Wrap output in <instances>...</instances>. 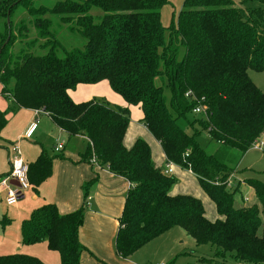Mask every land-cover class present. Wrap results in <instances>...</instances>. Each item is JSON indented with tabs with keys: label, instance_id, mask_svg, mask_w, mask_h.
Listing matches in <instances>:
<instances>
[{
	"label": "trees",
	"instance_id": "obj_1",
	"mask_svg": "<svg viewBox=\"0 0 264 264\" xmlns=\"http://www.w3.org/2000/svg\"><path fill=\"white\" fill-rule=\"evenodd\" d=\"M252 1L259 6L184 0L177 25L165 27L161 9L170 0H60L53 6L38 0H0L1 94L12 101V111L39 110L69 138L85 136L88 147L82 160L91 163L94 156L132 185L115 239L120 257L127 259L180 227L198 245L214 246L215 256L201 258L202 264H226L228 258L264 263V183L245 179L259 204L242 207L234 205L240 185L229 188L238 169L235 151L244 155L264 135V91L249 75L250 69L264 71V0H243ZM93 8L100 14H92ZM22 12L26 18L16 22ZM27 17L36 31H29ZM63 27L86 38L82 49H69L60 41ZM103 80L128 106H114L105 98L72 99L70 92L78 85ZM200 102L206 111L188 120ZM130 106L142 110L140 121L160 143L166 164L198 177L219 218L209 219L198 197L171 194L178 180L156 166L146 140L125 145ZM7 115L0 110V138ZM181 119L188 120L192 133L179 124ZM198 126L218 144L214 152L200 144ZM59 154L43 150L29 164L36 192L51 176ZM85 189L84 205L70 213H60L55 203L35 209L22 222V243L45 241L58 252L61 264H81L86 248L79 230L89 187ZM9 220L4 216L0 223ZM0 264L46 263L16 252L0 255Z\"/></svg>",
	"mask_w": 264,
	"mask_h": 264
},
{
	"label": "crops",
	"instance_id": "obj_2",
	"mask_svg": "<svg viewBox=\"0 0 264 264\" xmlns=\"http://www.w3.org/2000/svg\"><path fill=\"white\" fill-rule=\"evenodd\" d=\"M70 95L75 102H84L93 98H105L114 106H128L124 98L111 88L107 80L95 84H80L75 90L70 92ZM10 103L12 106L11 100ZM8 106V103L0 101V110L4 111ZM8 108L11 109V107ZM139 108V106H130L131 120L127 130V138L124 139V143L127 147H131L137 138H143L149 144L154 137L140 121L143 113ZM7 117L8 123L1 132V141H3V144H0V149L2 150L1 152H3L4 160L0 158V177L9 173L10 168H6L5 158H7L8 155V162L10 164V148L14 142L20 141L23 158L30 164L36 160L43 150H45L42 144L40 146L38 145L37 139H39V136L45 133V131H50L55 137L61 138L58 139L53 146V151H55V153L52 156H56L58 153H60V156L56 157L53 161L51 176L38 187V192H36L34 186H32L25 191L24 196L15 204L8 205L6 202L7 206L13 207L18 205L19 201L26 197L27 191L32 190L27 201L29 204L21 214L22 219H27L32 210L34 211L48 203H55L60 213L66 214L84 205L86 194L85 187H89V204L85 208L84 222L79 230L80 241L86 248L81 255V264H151L150 254L152 250H150L148 246H150L149 244L156 240V238L144 245L127 259L118 255L115 239L120 227V218L124 210L126 196L132 185L124 177L112 173L108 167L101 166L99 163L94 164L82 160V154L88 147V139L82 135L69 138L64 130L53 123L49 115L43 112L36 113V110L33 109L21 108L14 111L13 114L7 115ZM17 117L18 120L16 124L11 125V122H15ZM39 117L41 118L40 120ZM33 123H36V127L31 131L30 136L25 137L24 135L31 128ZM34 134H37L35 140L33 139ZM76 139H80L82 143H80L81 145L78 148L71 149L69 145ZM62 142L64 143V148L57 152L55 147ZM46 152L49 154L48 151ZM3 193L7 194L8 188L0 184V194L3 195ZM189 193L190 192L178 193L176 189L171 191L173 195ZM249 195H251L250 192ZM1 215L3 217L5 216L0 212V217ZM207 217L211 220H215L208 215ZM24 220H22V222ZM7 224H9L8 221H6V225ZM6 225H2L3 228L0 229V251H2L0 253H24L21 248H18L19 250L15 252V249L20 245V240L18 239L16 243L12 240H8L10 236L9 233H7V227L9 226ZM168 232H170V230ZM5 236H8V238L2 239L3 237L5 238ZM24 246H33V249H29L25 254L38 256L46 264H61L59 254L55 255L56 251L50 250L45 241ZM143 248H145V251H142ZM56 258H58V263H56Z\"/></svg>",
	"mask_w": 264,
	"mask_h": 264
},
{
	"label": "rangeland",
	"instance_id": "obj_3",
	"mask_svg": "<svg viewBox=\"0 0 264 264\" xmlns=\"http://www.w3.org/2000/svg\"><path fill=\"white\" fill-rule=\"evenodd\" d=\"M57 1L60 0H38L39 3L47 5V6H53ZM235 2L236 6L239 7H245V6H251V7H257L259 6V3L257 1H252L248 3H244L243 0H233ZM184 0H170L169 3L165 4L161 9V19L162 23L165 27H171L173 25H177L178 21V13L182 8ZM91 13L96 15L100 14V11H98L97 8H93L91 10ZM26 18V13L22 12L19 13L16 22L24 20ZM27 26L30 28L29 31H36V29L30 25L29 18L27 17ZM2 30V26L0 27ZM58 38L60 41L67 47V48H83L84 44L86 42V38L82 37L78 32L69 31L66 28H62L59 30ZM166 40H169V32L166 33ZM249 75L251 79L254 81V83L264 91V71H256V70H249ZM2 92V85L0 84V94ZM0 101H3L5 103H8V107H11L10 98L0 95ZM6 107L5 111H7V114H13L14 111L12 109H9ZM140 109V108H139ZM201 117V114H194L190 113L188 115V120H193L194 118ZM41 118L39 117V120ZM18 120V117L15 122H11V125H15ZM188 120L181 119L179 121V124L189 133L193 132V129L188 124ZM143 127V126H142ZM199 128V135L198 140L200 144L205 147L208 152L212 153L217 148L218 144L215 142L209 141V135L208 132L198 126ZM128 132L126 134L125 139L127 138ZM37 134L33 135V139H36ZM2 137V136H1ZM37 139L38 145H43V148L49 152L50 155H54V144L58 139H61L60 137H55L50 131H45L41 136ZM262 140H264V135ZM259 138V139H260ZM138 139V138H137ZM145 140V139H144ZM82 143L80 139H76L70 143V148H78ZM0 144H3V141H1L0 138ZM134 144V143H133ZM10 145V144H9ZM149 145L151 146L152 155H153V161L156 164L157 167L161 168L163 171L166 169V158L164 156L163 150L160 147L159 143L154 139L151 142H149ZM0 149V158L4 160L3 158V152ZM237 155L236 159V165L238 164L237 172L234 174L231 180V187H229L231 190H234V188L237 185H240V189L235 192L234 197V205L236 207H242V206H248L252 205L254 203L259 204V200L252 188H250L246 183V178H253L257 179L264 183V146L261 150L250 148L244 155H240L239 151H235ZM7 155V154H6ZM241 157L240 162L238 163L239 159ZM6 159V168H10V164L8 162V155ZM238 160V161H237ZM28 163V162H27ZM11 169V168H10ZM9 169V172H10ZM172 176H175V178L178 180V182L171 188V191L174 189L178 190V193H187L193 194L194 196H197L200 198L204 204L205 210L207 215L212 219L219 218L216 206L212 199L209 197V195L204 191L202 188L200 181L198 177L190 172L189 170H186L180 166L174 167V173ZM194 192V193H193ZM249 192L251 195H249ZM32 193V190L27 191L26 197L19 201L18 205H15L13 207H9L6 204V193L0 194V212H2L3 215L7 216L9 220V224L6 226L8 230L7 233H9L8 236L3 237L2 239L8 238V240H12L15 243L18 242L17 240H20V245L15 249V252L18 251V248H21V250L25 253L29 249H33V246H24L22 243V239L20 236V225L22 223L21 214L23 213V210L26 209V206L29 204L28 197ZM33 210L31 211V213ZM31 215V214H30ZM30 215L28 218H30ZM3 218L1 215L0 219ZM27 218V219H28ZM3 226L0 224V229H2ZM20 237V238H19ZM149 249L151 251V257L150 260L152 261L151 264L156 263H165V264H202L201 258H212L214 257V246L211 244H201L198 245L195 240L189 236L183 229L180 227H174L170 230V232L165 233L164 235L156 238L151 244ZM46 251V250H45ZM142 251H145V248H143ZM2 252V251H0ZM13 252V251H12ZM55 255H58L57 252H55ZM2 254V253H0ZM9 253H3L2 255H7ZM49 255V254H48ZM51 255V254H50ZM38 257V256H37ZM58 257V256H55ZM50 260V259H49ZM50 262V261H49ZM226 264H257V263H250V262H235L233 259H227ZM56 263H58V258H56ZM52 264V263H51ZM225 264V263H224ZM264 264V263H262Z\"/></svg>",
	"mask_w": 264,
	"mask_h": 264
},
{
	"label": "built area",
	"instance_id": "obj_4",
	"mask_svg": "<svg viewBox=\"0 0 264 264\" xmlns=\"http://www.w3.org/2000/svg\"><path fill=\"white\" fill-rule=\"evenodd\" d=\"M206 106L200 102L199 105H197L193 109L194 114H201L206 111ZM39 110H36V113H39ZM36 127V123H33L31 125V128L26 132L24 135L25 137L30 136L31 131ZM264 146V140L262 138L257 139L254 141L251 145L250 148L258 149L261 150L262 147ZM64 148V143H59L56 147L55 150L57 152L61 151ZM10 164H11V169L10 172L3 176L0 177V184L4 187L8 188V193H7V198L6 202L8 205H13L15 204L22 196H24L25 191L28 190L33 186L31 181L29 180L28 177V172H29V163L25 161L22 155V150L20 146V141H16L12 144L10 148ZM91 163L97 164L98 161L96 157H91L90 159ZM176 164L170 162L167 164L166 169L163 171L165 174L172 175L174 172V167ZM15 181L17 184H12L11 181ZM87 204H89V201H87ZM156 264H165L163 262L161 263H156Z\"/></svg>",
	"mask_w": 264,
	"mask_h": 264
},
{
	"label": "water",
	"instance_id": "obj_5",
	"mask_svg": "<svg viewBox=\"0 0 264 264\" xmlns=\"http://www.w3.org/2000/svg\"><path fill=\"white\" fill-rule=\"evenodd\" d=\"M8 21H9V18H8ZM11 183H12V184H17V183H16L15 181H13V180L11 181Z\"/></svg>",
	"mask_w": 264,
	"mask_h": 264
}]
</instances>
